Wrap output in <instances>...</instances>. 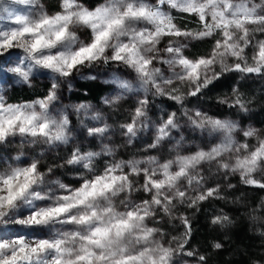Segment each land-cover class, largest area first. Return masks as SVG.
<instances>
[{
	"label": "clouds",
	"instance_id": "clouds-1",
	"mask_svg": "<svg viewBox=\"0 0 264 264\" xmlns=\"http://www.w3.org/2000/svg\"><path fill=\"white\" fill-rule=\"evenodd\" d=\"M0 264H264V0H0Z\"/></svg>",
	"mask_w": 264,
	"mask_h": 264
}]
</instances>
